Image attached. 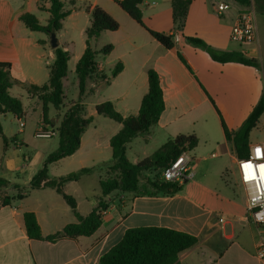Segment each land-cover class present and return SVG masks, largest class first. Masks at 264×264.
Returning <instances> with one entry per match:
<instances>
[{"label": "crops", "instance_id": "crops-1", "mask_svg": "<svg viewBox=\"0 0 264 264\" xmlns=\"http://www.w3.org/2000/svg\"><path fill=\"white\" fill-rule=\"evenodd\" d=\"M62 1L70 14L62 21V28L56 35L58 45L69 53L68 77L64 81V105L60 111L50 108L52 122L60 123L67 108L79 100V92L77 100H69L66 82L70 74L76 75L77 65L86 50L85 31L91 24L87 7H99L119 23V29L104 32L94 43L97 51L106 45L113 46L109 55L98 54L97 68L107 75L118 63L123 68L103 88H95L92 81L88 82L82 101L85 111L86 101L94 97L98 99L95 108L103 102H111L114 110L125 118L138 115L149 91L148 73L153 70L160 78L165 109L147 135L148 141L158 136L165 138L166 144L181 135H194L198 144L188 152L192 160L189 177L177 194L112 193L104 197L100 181L111 176L108 170L113 157L111 139L121 131L122 124L97 113L88 115L94 121L82 133L79 150L50 164L49 175L55 179L82 169L101 167L78 181L65 184L64 192L75 198L77 211L83 217L90 215L103 197L108 209L102 214L101 227L92 236L51 242L28 236L25 213L36 215L44 238L61 233L78 220L55 189H36L29 184L43 167L45 158L55 150L51 146H29L20 127L9 137L13 151L7 141L0 153V178L10 183L7 187L0 184V264H99L101 257L123 239L127 230L142 227L167 228L198 237L195 246L179 255L181 264H264L256 256L258 245L264 242V227L258 228L248 218L247 197L236 164L238 156L233 143L225 138L223 127L230 132L237 131L258 105L264 92L263 73L237 62H216L205 50L187 41V37L193 36L217 51L239 52L263 64L264 20L256 15L255 42L239 44L231 40L230 34L238 13L246 8L233 1L193 0L185 25L179 30L174 24L171 0H143L144 26L155 32L172 34L175 46L169 50L119 7L118 2L122 0ZM223 3H229L230 8L220 12L218 5ZM49 5L48 0H0V62L11 63L12 77L18 82L10 93L17 98L24 94L33 104V110H38L41 125L42 104L38 97L31 98L22 85L47 84L55 52L51 38L28 29L20 17L30 13L42 25H47ZM76 80L79 90L77 76ZM92 88L95 92L89 94ZM14 90H18L17 94H13ZM10 116L1 119L2 126ZM50 127L54 129L55 126ZM262 137L264 114L251 132L250 145L264 142ZM136 141L143 147L148 143L141 137L135 138L127 146L128 159L132 149L137 152L132 147ZM23 145L30 150L24 155V162H18L13 157ZM153 153H147L145 158ZM138 161L140 157L136 156L132 162ZM239 190L243 196L236 199L234 196ZM228 195L229 207L225 208L222 200ZM6 197L9 201L3 203Z\"/></svg>", "mask_w": 264, "mask_h": 264}, {"label": "trees", "instance_id": "trees-1", "mask_svg": "<svg viewBox=\"0 0 264 264\" xmlns=\"http://www.w3.org/2000/svg\"><path fill=\"white\" fill-rule=\"evenodd\" d=\"M50 7L48 12L50 18L47 25H42L39 19L30 13L21 15L20 20L28 29L36 32H43L49 37L57 34L62 28V21L70 14L64 9L62 0H48ZM173 9L174 24L177 29H183L188 15L189 7L193 0H171ZM242 7H254V10L264 16V0H230ZM119 7L126 12L137 24L144 27L148 34L157 40L164 48L173 49V35L169 33H159L144 26L143 11L141 6L143 0H122L118 2ZM91 15V24L86 29V50L80 59L76 76L79 83V100L77 103L67 108L60 123L52 122L50 108L60 111L66 99L64 81L68 77L69 53L64 48L58 46L54 48L55 60L51 67L48 83L43 86L22 85L28 95L38 97L42 104V122L54 125L58 133V148L45 158L43 167L33 177L32 188H53L62 195L65 202L78 220V223L68 225L61 233L44 238L41 228L34 213L24 214V222L28 236L35 240H48L54 242L59 239L77 240L81 236H92L102 225V212L108 209V204L104 197L112 193L132 194L134 196H173L183 190L186 180L180 184L169 182L162 177V171L167 168L172 161L176 160L183 152H189L197 147L198 141L194 135H181L174 140L168 141L152 155L144 160L133 163L127 157V146L135 138L141 137L145 141L151 129L157 125L160 115L165 109L163 91L160 85L158 74L150 70L149 91L144 96L139 114L136 116L123 117L116 110L111 102H103L96 106L97 115L106 117L112 121L122 124L121 131L111 139L112 161L108 165L111 174L107 179L100 181V186L104 197L99 201L97 208L87 217H83L77 211V201L74 197L64 192L65 184L78 181L84 175L97 172L101 167L82 169L68 175L51 179L49 175V165L66 157L75 154L80 146L82 133L93 123L94 118L85 117V107L82 104L87 93L88 82L92 81L95 88L107 86L122 70L123 65L118 63L110 75L100 72L97 68V56L109 55L112 45L104 46L100 51L95 49L94 43L104 32H114L119 29V23L107 12L99 7H87ZM187 41L193 46L205 50L214 61L219 63L237 62L243 65L255 67L262 71L264 79V63L261 64L254 58H247L242 53L230 51H217L209 46L205 41L195 37H187ZM181 60L184 58L179 54ZM185 62V60H183ZM186 63V62H185ZM11 63L0 62V135L4 144L7 139L3 134L1 119L13 116L18 121L25 118L23 103L17 97L11 95L10 90L18 84L11 74ZM95 89L88 91L94 94ZM243 125L235 132H230L224 127L225 138L233 143L235 153L238 158H248L250 153V135L257 128L261 117L264 114V92L258 105L253 109ZM2 117V118H1ZM156 170L155 178L146 177L145 183H141L146 172ZM3 187L9 186V181L0 178ZM9 197L4 198L3 203L8 202ZM123 239L113 247L108 253L103 255L99 264H181L179 255L195 246L198 237L160 227L133 228L126 231Z\"/></svg>", "mask_w": 264, "mask_h": 264}, {"label": "built area", "instance_id": "built-area-1", "mask_svg": "<svg viewBox=\"0 0 264 264\" xmlns=\"http://www.w3.org/2000/svg\"><path fill=\"white\" fill-rule=\"evenodd\" d=\"M230 8L229 3L218 5V11L223 12ZM256 11L249 7L240 11L237 21L231 31V40L239 44L253 43L257 39V28L255 23ZM20 127L25 126L23 120L19 121ZM35 136L38 139H51L57 132L49 126L40 127ZM259 149V152H257ZM213 157L216 154L212 155ZM192 160L188 152H183L176 160L162 171V177L169 182L182 184L189 177ZM238 175L241 185L244 187L247 197V210L249 220L258 228L264 227V142H255L250 145L248 158H237ZM245 165L251 167L246 168ZM246 176L248 179H246ZM103 211L102 214H105ZM220 218V222H223ZM256 256L264 263V242H261L256 251Z\"/></svg>", "mask_w": 264, "mask_h": 264}, {"label": "rangeland", "instance_id": "rangeland-1", "mask_svg": "<svg viewBox=\"0 0 264 264\" xmlns=\"http://www.w3.org/2000/svg\"><path fill=\"white\" fill-rule=\"evenodd\" d=\"M258 13L256 12V15ZM258 19H262L264 20V16L263 15H257ZM76 75L70 74L69 78H68V82L66 85V89H67V95L69 100H77L78 97V84L76 83ZM18 90H14L13 94H17ZM23 96V97H22ZM20 99V101L23 103V107L25 109V113L27 115L26 118L23 119L25 126L22 128V131H24V138L28 140V144L29 146H51L52 150H56L58 147V137H54L53 139H37L35 137V133L36 130L39 129V127H44V126H49V124H45L43 123L42 125L39 124V122L41 121V117L38 113V110L35 112L33 109V104L28 101V99H26V97L24 96L23 93H21V97H18ZM97 98L91 97L86 101V111H85V116H88L90 114H95L96 110L94 109V103L97 102ZM42 116V115H41ZM2 118V117H1ZM20 129V123L17 119H15L13 116H10L7 120H5L4 124H3V132L5 133V135L9 138L11 136L12 133H16L18 130ZM256 135L258 136L259 133L257 132ZM8 144L10 146V150H12V143L10 138L8 139ZM148 139V137H146ZM264 137H262L263 139ZM164 141L166 142L165 138L164 140L161 139V137L155 138L152 141H148V143L143 147L141 145H139V143L136 141L132 144V147L137 150V152L135 153L132 149V151L129 152V159L130 161H134L135 157L139 156L140 160H143L146 157V154L149 153H153L157 148H159V146H161ZM5 147V144L3 142V139L0 136V153L2 151V149ZM29 148L26 145H23L21 148V151L16 150L13 159H16V161L18 162H24V155H27L29 152ZM157 171L156 170H151L150 172H146L144 174V177H142L141 179V183H145L146 181V177H149L151 179L155 178V176L157 175ZM243 196L242 194V190H239L238 192L235 193V198L236 199H241ZM230 198V195H228L227 197L223 198V207L228 208V204H227V200ZM224 208H222L221 210H223ZM241 209V208H240ZM224 211H222L223 213Z\"/></svg>", "mask_w": 264, "mask_h": 264}, {"label": "water", "instance_id": "water-1", "mask_svg": "<svg viewBox=\"0 0 264 264\" xmlns=\"http://www.w3.org/2000/svg\"><path fill=\"white\" fill-rule=\"evenodd\" d=\"M50 38H51V46L53 48L58 47L59 45H58L57 35L56 34H52Z\"/></svg>", "mask_w": 264, "mask_h": 264}, {"label": "snow or ice", "instance_id": "snow-or-ice-1", "mask_svg": "<svg viewBox=\"0 0 264 264\" xmlns=\"http://www.w3.org/2000/svg\"><path fill=\"white\" fill-rule=\"evenodd\" d=\"M257 152H259V149H257ZM246 168L251 167L250 165H245ZM261 168L264 169V165H261ZM246 179H248V177L246 176Z\"/></svg>", "mask_w": 264, "mask_h": 264}]
</instances>
